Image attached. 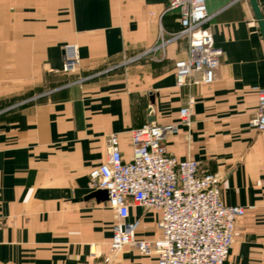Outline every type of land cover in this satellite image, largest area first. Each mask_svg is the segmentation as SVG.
I'll use <instances>...</instances> for the list:
<instances>
[{
  "label": "crops",
  "instance_id": "obj_1",
  "mask_svg": "<svg viewBox=\"0 0 264 264\" xmlns=\"http://www.w3.org/2000/svg\"><path fill=\"white\" fill-rule=\"evenodd\" d=\"M167 3L0 0V264H157L155 254L131 246L111 255L114 213L88 185L105 159L106 135L118 133L128 159L129 130L149 122L178 123L165 134L167 152L197 160L200 173H218L222 201L245 208L225 264H264V130L249 125L252 87L264 86L257 20L249 0H206L222 50L215 79L177 86L184 39L123 63L179 29ZM257 3L264 20V0ZM68 42L78 45L83 75L103 72L62 87L70 79L62 72ZM189 96L187 126L179 109ZM158 217L130 205L129 219L140 218L137 239L160 235Z\"/></svg>",
  "mask_w": 264,
  "mask_h": 264
},
{
  "label": "built area",
  "instance_id": "obj_2",
  "mask_svg": "<svg viewBox=\"0 0 264 264\" xmlns=\"http://www.w3.org/2000/svg\"><path fill=\"white\" fill-rule=\"evenodd\" d=\"M164 12L176 15L179 29L167 40L161 37L157 45L123 63L157 49L164 52L169 41L184 39L185 55L174 62L176 85L212 83L222 50L213 41L206 0H168ZM62 59V72L70 78L62 87L80 84L103 72L81 73L76 43L63 45ZM252 89L257 95V106L249 125L264 130V86ZM192 104L193 97L189 96L179 109V124L190 125ZM177 126L178 123L149 122L129 130L131 156L128 159L123 157L118 133L106 135L105 159L89 171L88 185L91 190H106V204L114 213L109 241L111 255L114 257L131 246L142 254H155L157 264H225L234 240L235 223L245 208L222 201V179L218 173H200L197 160L180 159L167 152L165 134L176 131ZM131 204L159 213L158 237L136 238L140 218L129 219ZM89 253L92 256L96 253L93 244Z\"/></svg>",
  "mask_w": 264,
  "mask_h": 264
},
{
  "label": "water",
  "instance_id": "obj_3",
  "mask_svg": "<svg viewBox=\"0 0 264 264\" xmlns=\"http://www.w3.org/2000/svg\"><path fill=\"white\" fill-rule=\"evenodd\" d=\"M249 2H250V5H251V8H252V11L254 13V16H255V18L257 20V23H258V26H259V29H260V33H261V36H262V39H263V43H264V20H263V16H262V14L260 12L257 0H249ZM90 196H94V197H96L97 199H100V200H106L107 199V192L104 189H96V190H93L90 193Z\"/></svg>",
  "mask_w": 264,
  "mask_h": 264
}]
</instances>
